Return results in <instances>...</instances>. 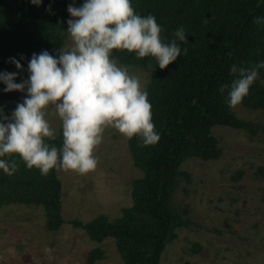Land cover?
I'll return each instance as SVG.
<instances>
[{
    "label": "trees",
    "instance_id": "obj_1",
    "mask_svg": "<svg viewBox=\"0 0 264 264\" xmlns=\"http://www.w3.org/2000/svg\"><path fill=\"white\" fill-rule=\"evenodd\" d=\"M71 0H43L40 6L30 0H0V72H18L10 58L20 60L24 72L17 83L28 78L27 61L34 53L47 50L58 56L65 47L70 19ZM76 7L83 0H75ZM135 11L154 15L170 41L183 27L187 48L174 64L161 70L152 57L137 59L133 53H114L126 66H152L147 87L152 104L153 122L161 134L154 146H143L138 138L128 139L135 166L144 177L133 182L134 205L123 216L110 220L100 215L89 223L70 222L87 232L93 242L102 244L116 240L125 264H161L167 246L178 237V229L188 222L176 205L175 195L191 176L183 164L198 158L217 160L222 156L212 131L216 126L244 130L252 134L264 132V125L240 119L226 103L223 85L231 84L233 64L247 66L264 61V26L253 21L264 16V0H131ZM50 9V10H49ZM65 31V32H63ZM23 57V59H21ZM264 70L254 83L242 105L264 110ZM0 84V100L19 99L20 92L5 93ZM10 118V117H9ZM62 133L54 141L62 146ZM17 172L8 176L0 170V208L13 205L41 206L47 213V227L59 230L66 221L62 216V181L57 171L47 176L37 169H27L16 155ZM105 258L95 248L88 264Z\"/></svg>",
    "mask_w": 264,
    "mask_h": 264
},
{
    "label": "rangeland",
    "instance_id": "obj_2",
    "mask_svg": "<svg viewBox=\"0 0 264 264\" xmlns=\"http://www.w3.org/2000/svg\"><path fill=\"white\" fill-rule=\"evenodd\" d=\"M70 5L76 6L75 0ZM70 45L68 36L65 47ZM120 65L139 76L147 89L150 64ZM25 96L26 92L19 99L0 100L3 114L11 117ZM234 112L242 120L264 125V110L240 105ZM48 119L61 134V121L51 109ZM212 134L222 156L211 161L192 158L183 164L182 170L192 180L183 182L175 202L186 213L188 224L178 229L161 264H264V132L254 135L216 126ZM96 155L99 165L91 173L58 172L66 221L59 230L48 229L47 213L41 206L0 208V264H88L90 253L98 247L105 258L97 264H125L115 239L99 244L70 224L89 223L100 215L114 221L134 205L133 182L144 173L135 166L128 138L107 128Z\"/></svg>",
    "mask_w": 264,
    "mask_h": 264
},
{
    "label": "clouds",
    "instance_id": "obj_3",
    "mask_svg": "<svg viewBox=\"0 0 264 264\" xmlns=\"http://www.w3.org/2000/svg\"><path fill=\"white\" fill-rule=\"evenodd\" d=\"M30 2L43 4V0ZM67 10L69 47H61L58 56L47 50L34 53L27 65L28 78L19 83L24 68L15 57L10 62L18 72H0L5 93L26 92L10 118L0 108V170L8 176L18 170L15 159H5L13 155L44 176L62 170L91 173L99 165L96 150L107 128L128 139L138 138L145 147L161 140L145 84L121 66L114 53L152 57L161 70L166 69L187 54V48L181 47L188 43L184 28H178L169 41L156 17L138 14L131 0H83L82 6L69 5ZM253 22L264 26V16ZM261 70L264 61L231 66L232 82L219 90L226 92L228 107L242 105ZM49 109L61 121V147L49 143L57 138Z\"/></svg>",
    "mask_w": 264,
    "mask_h": 264
}]
</instances>
